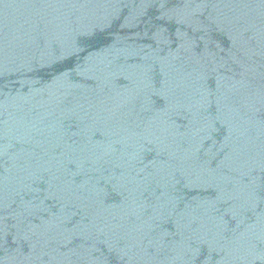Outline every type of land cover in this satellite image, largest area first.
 <instances>
[{
  "label": "water",
  "instance_id": "obj_1",
  "mask_svg": "<svg viewBox=\"0 0 264 264\" xmlns=\"http://www.w3.org/2000/svg\"><path fill=\"white\" fill-rule=\"evenodd\" d=\"M263 149L264 0H0V264Z\"/></svg>",
  "mask_w": 264,
  "mask_h": 264
}]
</instances>
